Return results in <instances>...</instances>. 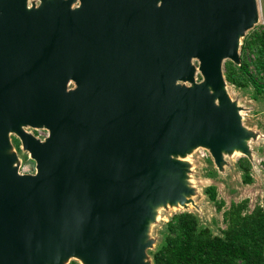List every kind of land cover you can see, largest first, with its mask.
Segmentation results:
<instances>
[{
  "label": "water",
  "instance_id": "95a60500",
  "mask_svg": "<svg viewBox=\"0 0 264 264\" xmlns=\"http://www.w3.org/2000/svg\"><path fill=\"white\" fill-rule=\"evenodd\" d=\"M73 2L0 0V264H150L155 206L191 201L186 157L248 150L224 63L260 1Z\"/></svg>",
  "mask_w": 264,
  "mask_h": 264
},
{
  "label": "trees",
  "instance_id": "16d2710c",
  "mask_svg": "<svg viewBox=\"0 0 264 264\" xmlns=\"http://www.w3.org/2000/svg\"><path fill=\"white\" fill-rule=\"evenodd\" d=\"M228 82L237 87L254 86L253 96L264 97V23L256 24L242 38L241 62L226 59ZM238 166L246 182L253 180L252 162L241 156ZM210 199L219 209L214 184L206 186ZM225 226L215 232L197 211L174 212L159 228L160 238L149 250L153 264H264V204L250 207L249 198L233 200L223 211ZM68 264H80L71 259Z\"/></svg>",
  "mask_w": 264,
  "mask_h": 264
},
{
  "label": "rangeland",
  "instance_id": "374dc122",
  "mask_svg": "<svg viewBox=\"0 0 264 264\" xmlns=\"http://www.w3.org/2000/svg\"><path fill=\"white\" fill-rule=\"evenodd\" d=\"M42 0H28L29 5L38 6ZM260 1L261 19L257 24L263 22L264 19V0ZM80 0H74L73 5H78ZM196 65H199L197 59L194 60ZM196 79L201 81L203 75L197 70ZM73 84V83H72ZM187 84H190L187 81ZM228 92L233 100H237L241 106L243 114V124L250 130V139L248 140V150L224 152V158L220 164L215 161L211 151L201 145L196 147L186 159L189 161L188 174L190 176V184L194 190L190 194L191 201L186 205L179 203H160L155 206V217L149 219L146 225L144 242H146V260L153 264L149 250L154 248L160 238L159 228L162 223L178 210L189 209L197 211L201 220L212 226L215 232H221L225 226L224 209L227 208L233 200H241L249 198L250 207L256 204H264V97L256 98L253 96L254 86L251 84L246 88L237 87L228 82ZM37 136L44 138L48 134V129L45 127L26 126ZM41 133V134H40ZM15 132L10 133L12 147L9 151L16 152L18 155L17 164L20 172H34L35 160L30 157L28 150L22 147L19 137ZM15 143H20L17 147ZM241 156H250L252 160L251 173L253 180L251 182L244 181L243 171L238 166V161ZM214 184L217 187V197L223 200L221 209L217 207L216 201L210 199L206 192V186ZM71 259H78L80 264H86L83 258L79 255L69 256L64 264H67Z\"/></svg>",
  "mask_w": 264,
  "mask_h": 264
},
{
  "label": "flooded vegetation",
  "instance_id": "af4514ba",
  "mask_svg": "<svg viewBox=\"0 0 264 264\" xmlns=\"http://www.w3.org/2000/svg\"><path fill=\"white\" fill-rule=\"evenodd\" d=\"M16 138H18V136L14 137V141L16 140ZM17 147H20V143H15Z\"/></svg>",
  "mask_w": 264,
  "mask_h": 264
},
{
  "label": "built area",
  "instance_id": "2783aa9c",
  "mask_svg": "<svg viewBox=\"0 0 264 264\" xmlns=\"http://www.w3.org/2000/svg\"><path fill=\"white\" fill-rule=\"evenodd\" d=\"M262 23H264V19H263V22ZM41 134V133H40Z\"/></svg>",
  "mask_w": 264,
  "mask_h": 264
},
{
  "label": "bare ground",
  "instance_id": "6f19581e",
  "mask_svg": "<svg viewBox=\"0 0 264 264\" xmlns=\"http://www.w3.org/2000/svg\"><path fill=\"white\" fill-rule=\"evenodd\" d=\"M236 148H237V147H235V149H236ZM235 149H234V150H235Z\"/></svg>",
  "mask_w": 264,
  "mask_h": 264
}]
</instances>
